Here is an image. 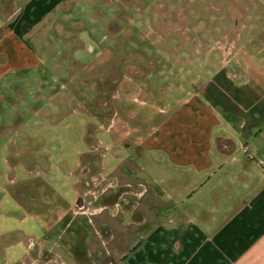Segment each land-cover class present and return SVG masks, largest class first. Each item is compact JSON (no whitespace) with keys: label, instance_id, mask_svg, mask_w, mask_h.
<instances>
[{"label":"crops","instance_id":"0c3cea01","mask_svg":"<svg viewBox=\"0 0 264 264\" xmlns=\"http://www.w3.org/2000/svg\"><path fill=\"white\" fill-rule=\"evenodd\" d=\"M257 1L262 7L257 13L218 16L209 29L206 19L163 17L167 36L183 35L178 45L162 47L164 53L176 54L163 65L177 69L178 82L166 74L167 80L157 84L153 58L138 55L151 52L148 48L116 43L101 48L96 58L107 85L93 110L111 121L108 128L100 126L107 137L95 141L98 152L120 167L127 158L122 151L134 152L141 170L161 165V177H150L151 191H139L137 182V188L127 183L116 192L122 186L116 176L85 171L79 175L82 189L66 197L51 186L47 191L48 182L25 167L26 178H8L7 192L18 203L7 209L8 219H15L16 212L28 214L39 223L40 233H32L31 225L5 222L0 264H264V0ZM100 2L107 0H0V102L7 99L11 80L29 83L50 67L57 43L70 40L71 14ZM96 11H91L94 18ZM107 30L114 38L125 33L104 26ZM76 45L71 49L78 50L77 56L66 58V69L82 62L83 40L77 37ZM161 84L166 88L158 93ZM11 126L3 123L0 107L1 137L9 135ZM28 160L29 166L39 164ZM7 161L11 170L13 163ZM29 195L34 198L30 204ZM140 199H146L150 216L139 214L144 208ZM109 209L126 230L119 236L113 230L111 238L130 243L131 230L148 227L142 244L130 253L96 258L72 252L83 242L69 237L72 226L80 218L95 224L93 218ZM97 223L104 240L115 229L114 222L99 218Z\"/></svg>","mask_w":264,"mask_h":264},{"label":"rangeland","instance_id":"374dc122","mask_svg":"<svg viewBox=\"0 0 264 264\" xmlns=\"http://www.w3.org/2000/svg\"><path fill=\"white\" fill-rule=\"evenodd\" d=\"M94 8L97 10L96 18L91 14ZM261 8L257 0L254 4L248 0H107L106 4L100 2L87 5L82 13L73 12L67 24L70 40L61 39L62 41L57 43V49L51 56L52 60L49 59L50 67L42 69L41 74L39 73L34 81L29 80V83L26 81L17 84L16 78L11 80L10 86L6 89L7 99L0 102L3 123L5 125L11 123L13 127L8 131L10 132L8 136L1 137L3 133L0 131V231L5 229V222L13 221L14 225L19 227L31 225L32 233H40L39 223L28 214L24 216L22 212H16L15 219H8L10 210L7 209L18 207L14 196L10 191L7 192L8 178L17 177V180L26 178L29 174L25 173V167L27 173L30 167L36 177L39 176L41 180L48 182L45 185L47 191L51 186L53 190L66 197L73 196V192H76L75 188L82 189L79 175L85 171L90 172L89 175L99 170L98 173L112 175L113 178L116 176V182L122 185L116 192L127 187V183H133L131 186L134 188L137 182L141 184L138 187L139 191H151L150 177H161V165L156 163L141 170L138 155L134 152L128 151L124 154L122 151V155H127L126 164L122 167L117 161L110 157H102L98 152L95 141L107 137L100 126L108 128L111 121L110 116L98 118L93 110L98 101H103L101 93L105 92L107 85L105 78H102L103 73H100L101 66L98 65L102 62L96 58L101 48L113 43L123 45L127 49L148 48L151 52L142 51L138 55L143 59L145 55L153 58L157 66L153 79L157 84H160L161 80H167L166 74L170 75V79L178 82L177 69L163 65L167 62V57L174 60L176 54L164 53L162 47L178 45L183 35L173 33L167 36L162 22L163 17L177 19L178 16L189 15L191 18L206 19L203 23L209 29L211 19L218 16L222 18L235 12L246 17L257 13ZM238 22L241 21L238 19ZM104 26L125 29V33L114 38L110 36L108 30L104 31ZM76 36L82 39L85 45V50L79 53L82 62L71 63V68L66 69L64 64L67 62L66 58L68 57L69 60L70 57L73 61V56H77L78 53V50L73 52L71 49L73 46L77 47ZM68 42L72 44L69 49L66 47ZM128 56L127 54L126 57ZM94 60L96 62L93 63ZM163 71L165 73L161 75ZM14 82L17 87L11 86ZM165 84L166 81L163 85ZM163 85L155 86L158 93L166 88ZM53 93H57V97L51 99L49 95ZM34 112H38V115ZM17 115L21 117L19 120ZM21 121L23 123L18 127ZM28 138L32 140L28 141ZM26 150L32 152L30 156L25 154ZM17 156L23 158L21 165L15 166L16 163L12 164V161L17 162ZM7 158L10 161L12 159L11 164L14 168L11 166V170ZM28 159L39 164L33 163L31 167L28 165ZM102 161L105 162L104 166L100 164ZM138 179L140 181H137ZM109 194H113L112 189ZM27 199L30 200L27 201L29 204L34 200L30 195ZM42 200H48L47 193L42 195ZM139 203L144 207L139 214L150 216L151 211L145 207L146 199H140ZM24 217L27 222L22 224ZM99 218L115 224L112 234L104 236L105 240L97 234L96 225ZM93 220L95 224L89 222L88 218L82 220L80 218L72 226L70 230L72 235L70 234L69 237L78 242L83 241L81 246L76 244L72 252H87L94 258L108 254L130 253L142 244L143 236L149 230L148 227L131 230L128 233L131 242L125 244L118 238L117 240L111 238L113 230L118 236L119 233L124 234L126 231L121 226L122 219L120 217L114 219L112 209ZM100 231L102 232L103 229ZM86 242H89L88 245Z\"/></svg>","mask_w":264,"mask_h":264},{"label":"trees","instance_id":"16d2710c","mask_svg":"<svg viewBox=\"0 0 264 264\" xmlns=\"http://www.w3.org/2000/svg\"><path fill=\"white\" fill-rule=\"evenodd\" d=\"M28 151L26 150V152L25 153H27ZM14 158V157H13ZM19 159V156H17V160ZM11 161H12V159H11ZM16 161V160H15ZM15 161H12V163L14 164V163H16Z\"/></svg>","mask_w":264,"mask_h":264}]
</instances>
